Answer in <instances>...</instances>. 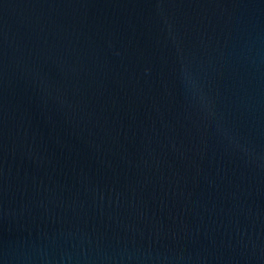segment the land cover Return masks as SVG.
<instances>
[{
  "label": "water",
  "instance_id": "1",
  "mask_svg": "<svg viewBox=\"0 0 264 264\" xmlns=\"http://www.w3.org/2000/svg\"><path fill=\"white\" fill-rule=\"evenodd\" d=\"M0 264H264V0H0Z\"/></svg>",
  "mask_w": 264,
  "mask_h": 264
}]
</instances>
